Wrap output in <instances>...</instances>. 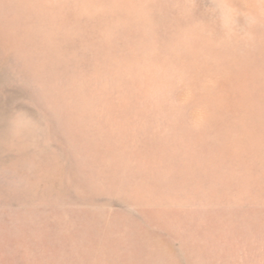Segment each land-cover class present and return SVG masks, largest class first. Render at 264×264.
I'll use <instances>...</instances> for the list:
<instances>
[{
  "label": "rangeland",
  "instance_id": "374dc122",
  "mask_svg": "<svg viewBox=\"0 0 264 264\" xmlns=\"http://www.w3.org/2000/svg\"><path fill=\"white\" fill-rule=\"evenodd\" d=\"M0 264H264V0H0Z\"/></svg>",
  "mask_w": 264,
  "mask_h": 264
}]
</instances>
